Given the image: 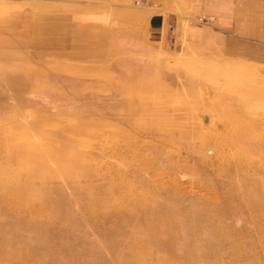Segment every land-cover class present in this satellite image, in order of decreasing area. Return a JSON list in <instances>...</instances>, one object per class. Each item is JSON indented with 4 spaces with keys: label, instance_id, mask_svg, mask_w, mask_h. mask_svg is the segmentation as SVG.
<instances>
[{
    "label": "rangeland",
    "instance_id": "rangeland-1",
    "mask_svg": "<svg viewBox=\"0 0 264 264\" xmlns=\"http://www.w3.org/2000/svg\"><path fill=\"white\" fill-rule=\"evenodd\" d=\"M68 2L0 0V264H264V0L37 58L11 18Z\"/></svg>",
    "mask_w": 264,
    "mask_h": 264
},
{
    "label": "crops",
    "instance_id": "crops-1",
    "mask_svg": "<svg viewBox=\"0 0 264 264\" xmlns=\"http://www.w3.org/2000/svg\"><path fill=\"white\" fill-rule=\"evenodd\" d=\"M161 7L162 0H69L67 7L26 10L9 26L26 31L25 46H34L37 58L104 63L112 44H138L139 29L155 27Z\"/></svg>",
    "mask_w": 264,
    "mask_h": 264
},
{
    "label": "bare ground",
    "instance_id": "bare-ground-1",
    "mask_svg": "<svg viewBox=\"0 0 264 264\" xmlns=\"http://www.w3.org/2000/svg\"><path fill=\"white\" fill-rule=\"evenodd\" d=\"M18 177V176H17ZM29 208V207H28Z\"/></svg>",
    "mask_w": 264,
    "mask_h": 264
}]
</instances>
